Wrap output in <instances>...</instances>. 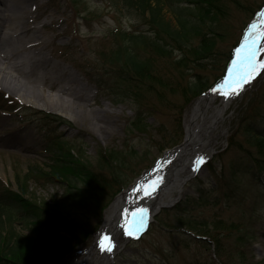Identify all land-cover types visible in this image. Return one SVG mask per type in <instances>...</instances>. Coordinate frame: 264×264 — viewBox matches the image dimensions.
Here are the masks:
<instances>
[{"label": "rangeland", "instance_id": "374dc122", "mask_svg": "<svg viewBox=\"0 0 264 264\" xmlns=\"http://www.w3.org/2000/svg\"><path fill=\"white\" fill-rule=\"evenodd\" d=\"M225 4V15L220 20V29L225 34L214 40L213 56L204 60L199 73L196 71L199 75L196 82L201 88L215 83L231 47L240 39L246 22L253 19V13L264 7V0H240L238 4L225 1ZM164 13L173 23L174 17L167 8ZM32 14L37 16V26L46 21L52 23L46 31L50 43L42 49L36 48L34 56H42L68 70L74 78L65 79L55 69L56 75L49 73L55 76L51 79L48 73L45 77L17 75L21 81L18 86L12 76H0V189L8 185L15 189V173L22 176L26 167L35 165L38 169L48 162V149L55 141L63 142L65 148L72 147L73 152L77 150L78 155L84 156L82 161L103 174L107 171L98 167L103 166L99 161L107 158L101 150L102 157L97 158V151H120L123 163L117 181L124 184L123 189L127 188L135 176L153 167L164 151L184 141V118L198 94L187 90L184 95L180 85L184 83L188 87L187 77L190 78L191 73L183 69L182 80L174 64L178 52L172 46L169 54L151 63L155 76L150 79L144 75L143 83L141 80L132 82L128 85L131 97H121L122 101L116 103L114 93L118 89H109V83L119 81L118 77H123L124 73L118 64L105 59L102 62L101 52L109 55L115 43L118 45V30H144L146 21L117 0H41ZM262 29L264 17L252 28L251 38L247 36L242 51L244 56L254 57L251 74L255 77L244 91L232 96L224 109L214 130L215 153L183 184L174 204L161 207L145 227L136 223L130 232H124V228L118 231L111 264L264 263V148L252 137L264 135ZM56 31L61 35H55ZM247 43H250L248 47ZM248 58L242 57L240 61L246 63ZM133 84L136 89L132 88ZM59 86L64 91L71 86L73 96L64 93ZM222 96L215 98L214 105L222 104ZM4 97L8 102H2ZM56 101L64 103L67 115L56 111ZM14 104L25 108L16 106V110H6ZM38 110L44 114H39ZM137 112H142L144 122L129 125L130 118ZM136 125H140V129ZM36 181L23 182L24 197L36 203L50 204L53 197L58 198L63 193V184ZM120 189L119 184L113 182L108 193L105 190L104 198H111L102 212H97L93 204L75 209L61 199L60 209L79 223L87 224L89 229L99 225L96 232L114 197L123 191ZM171 193L172 196L177 194ZM14 229L28 233L21 224H14ZM95 232L57 264H73L78 251L91 244ZM244 233L240 247L238 238ZM91 250V260L100 257L98 249Z\"/></svg>", "mask_w": 264, "mask_h": 264}, {"label": "trees", "instance_id": "16d2710c", "mask_svg": "<svg viewBox=\"0 0 264 264\" xmlns=\"http://www.w3.org/2000/svg\"><path fill=\"white\" fill-rule=\"evenodd\" d=\"M225 1L238 4L240 0H117L129 12L146 21V28L134 31L118 30L119 32L115 30L118 45L115 43L109 55L101 52L102 62L105 59L116 63L124 73L123 77H118L119 81L109 83V89H118L114 93L117 97L116 103L122 101L121 97H131L132 90L128 85L132 82L142 81L144 75L150 79L155 76L151 63L157 57L169 54L172 46L178 52L174 64L179 68L182 80L183 69L191 73L190 78L187 77L189 88L183 83L180 85V92L185 95L187 90L197 94L203 91L206 87L201 88L196 82L199 77L196 71L202 67L204 60L213 56L214 40L225 34L220 29V20L224 18L227 6ZM240 6L243 7V4ZM164 8L173 15V23L165 17ZM193 40L196 42H192ZM132 88L136 89V84ZM155 90L161 93L158 88ZM143 122L142 112H137L130 118L129 125ZM139 126L136 125L137 128ZM252 137L264 148V135L254 134ZM49 150V161L38 169L35 165L25 166L22 176L15 173V189L10 188V185L0 189V264H57L79 244L88 240L97 228L96 224L89 229L87 224L65 215L60 209V199L65 205L75 209H83L88 204H93L97 212H102L110 199L104 198L105 190L108 193L113 182H117L119 188L123 184L117 181L120 179V164L123 163L120 151H97V158L102 157L101 151L104 158H107L99 161L103 166L98 167L107 171V174H103L82 161L84 156L81 153L78 155L79 153L75 154L65 148L63 142L55 141ZM40 179L63 184L61 196L53 197L50 204L44 205L24 197L26 191L23 182ZM16 223L23 225L28 233L16 231ZM244 236L245 233L238 238L240 247L243 246ZM210 237L214 240V237ZM239 254L243 252L239 251Z\"/></svg>", "mask_w": 264, "mask_h": 264}, {"label": "bare ground", "instance_id": "6f19581e", "mask_svg": "<svg viewBox=\"0 0 264 264\" xmlns=\"http://www.w3.org/2000/svg\"><path fill=\"white\" fill-rule=\"evenodd\" d=\"M40 1L0 0V76H12L13 83L18 86L21 81L16 78L17 75L30 77L35 74L45 77L49 73L56 75L53 73L55 69L65 79L74 78L68 70L50 63L42 56H34L36 48L42 49L50 43L46 31L52 25L47 21L41 26L36 25L37 16L32 13ZM55 35L61 33L56 31ZM252 64L253 62L249 61L246 66L219 82L207 95L199 97L191 105L184 118L185 140L182 145L164 151L153 167L140 176H135L134 178H137L125 190L116 194L106 210L100 229L94 234L91 247L98 249L100 257L91 260V249L79 250L73 264H111V247L116 243L118 231H122V228L124 232L130 230L136 223L146 221L153 212L160 210L163 204H171L178 198L183 184L190 176L198 173L202 162L214 151L217 143L214 130L217 123L232 96L243 91L245 82L252 79ZM240 76H244V79L240 80L236 91H232L233 81ZM54 77L48 75L50 79ZM224 88L226 92L222 96V104L214 105L215 98ZM66 90L62 89L64 93L73 96L71 86ZM78 91L81 92L79 89ZM54 105L57 106L56 111L67 115V110L63 109L64 103L56 101ZM209 109L211 111L207 112ZM172 191L177 192L176 196H172Z\"/></svg>", "mask_w": 264, "mask_h": 264}, {"label": "snow or ice", "instance_id": "6c2138e0", "mask_svg": "<svg viewBox=\"0 0 264 264\" xmlns=\"http://www.w3.org/2000/svg\"><path fill=\"white\" fill-rule=\"evenodd\" d=\"M261 34H264V29L261 30ZM243 79H244V76H240L238 79L234 80L233 82L239 84V81Z\"/></svg>", "mask_w": 264, "mask_h": 264}]
</instances>
